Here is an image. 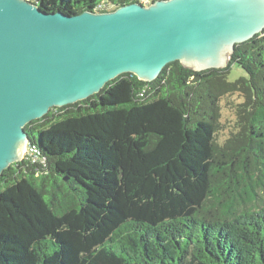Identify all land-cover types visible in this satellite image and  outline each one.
I'll return each mask as SVG.
<instances>
[{
	"label": "trees",
	"instance_id": "trees-1",
	"mask_svg": "<svg viewBox=\"0 0 264 264\" xmlns=\"http://www.w3.org/2000/svg\"><path fill=\"white\" fill-rule=\"evenodd\" d=\"M23 131L32 155L0 177V264H264V30L222 69L125 73Z\"/></svg>",
	"mask_w": 264,
	"mask_h": 264
},
{
	"label": "water",
	"instance_id": "water-1",
	"mask_svg": "<svg viewBox=\"0 0 264 264\" xmlns=\"http://www.w3.org/2000/svg\"><path fill=\"white\" fill-rule=\"evenodd\" d=\"M264 30V0H155L105 13L0 0V177L23 159L25 126L119 75L151 82L168 63L218 70Z\"/></svg>",
	"mask_w": 264,
	"mask_h": 264
},
{
	"label": "rangeland",
	"instance_id": "rangeland-1",
	"mask_svg": "<svg viewBox=\"0 0 264 264\" xmlns=\"http://www.w3.org/2000/svg\"><path fill=\"white\" fill-rule=\"evenodd\" d=\"M244 77L245 74L239 67L233 65L230 68V72L228 75V81H234L235 79H238L239 77Z\"/></svg>",
	"mask_w": 264,
	"mask_h": 264
},
{
	"label": "built area",
	"instance_id": "built-area-1",
	"mask_svg": "<svg viewBox=\"0 0 264 264\" xmlns=\"http://www.w3.org/2000/svg\"><path fill=\"white\" fill-rule=\"evenodd\" d=\"M31 155H32V152H31V149L29 148V145H28V146H26L25 152L23 154V159L29 158Z\"/></svg>",
	"mask_w": 264,
	"mask_h": 264
}]
</instances>
